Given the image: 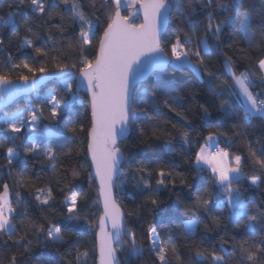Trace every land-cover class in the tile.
Listing matches in <instances>:
<instances>
[{
  "label": "snow or ice",
  "instance_id": "1",
  "mask_svg": "<svg viewBox=\"0 0 264 264\" xmlns=\"http://www.w3.org/2000/svg\"><path fill=\"white\" fill-rule=\"evenodd\" d=\"M8 7L27 8L29 12V15L13 12L0 25L16 37L21 36L19 29L23 28L20 49H33L38 56H49L47 48L36 44L41 29H47V39L53 46H62L52 55L56 61L54 73L49 74L45 64L36 66L26 59L10 64L9 72L11 69L27 70V74L18 75L15 81L9 78V72L0 71V101L21 92L35 91L42 82L37 80V73L61 81L63 87L59 96L50 90L38 101V106L5 115L0 126V133H3L0 149L11 145L6 147L5 163L0 167L6 169L18 189L35 187L37 207L41 212L53 214V219L45 215L42 221L29 218L23 234H19L18 212L28 216V209L21 191L17 190L13 197L12 186L0 180V238H4L6 246L7 241H13L17 250L23 249L19 255L13 253L7 257L6 264H88L90 250L83 248L78 237L91 234V227L81 211L79 202L83 197L73 184L82 172L87 173L90 183L95 179L99 184V200L95 203L102 204V214L92 246L98 255V264H132L145 253L142 241H146L147 251L156 264H172L173 259L185 264L177 235L161 236L163 221L150 223L142 235L127 226L128 214L118 202L114 189L121 187L122 182L118 184L117 181L124 175L121 167L124 161L134 159L137 154L149 158L147 150L153 149L155 141L168 134L167 129L160 126L161 122L171 123L162 121L161 104L183 121L181 128L171 124L177 129L180 146L190 150L194 143L191 121L179 111L183 96L172 95L182 90V85L174 75L166 76L167 72L191 69L200 80L207 79L210 86L215 85L218 91L209 89L214 95L220 96L226 91L229 96L243 97L242 116L228 100L220 104L225 112L239 116L241 129H246L251 118L264 121V0H90L88 11L82 0H10ZM129 7H134L135 11L125 14L124 9ZM101 15L105 17L106 26L98 36ZM173 18L178 34L174 39H166L168 24ZM68 27L72 28L69 33L72 39L64 35ZM57 34L61 39L56 38ZM8 43V37L0 31V49ZM224 47L239 53L241 60L248 62L237 74L231 56H225L223 66L231 83L218 77L210 67L213 49L219 52ZM73 55L78 62L69 65L67 61ZM74 72L79 74L74 75ZM149 73L154 74V80H145ZM254 88L259 90L253 91ZM81 89H86L90 96V126L87 128L70 118ZM187 91H193L190 85ZM200 108L207 118L208 108L203 104ZM141 115L148 121H157L151 127V135L139 123ZM45 118L49 124L40 129L38 126ZM26 127L34 135L27 138V143L18 145L16 142ZM133 131L138 132L137 141L145 150L133 153L129 149L126 154L121 145ZM66 133L81 134L78 146L58 151L52 146L51 138L63 137V142L67 143ZM236 135L242 137L244 132ZM164 148L168 152L176 151L171 140L165 142ZM81 154L87 167L74 164L58 171L61 157ZM249 154L259 166V174L247 176L242 156H231L229 151L219 147L218 139L212 134L195 151L192 161L195 168L203 171L207 166L215 185L226 193V201L214 204L208 188L197 186L194 203L184 209L195 218L179 223L168 218L179 229L178 236L183 243L191 246L192 255L187 264H230L224 248L229 242L239 264H264V205L250 207L238 186L242 179H247L249 186L255 189L264 183V145L259 153L249 145ZM188 156L191 158L190 151ZM29 158L32 167H29ZM37 164H47L56 174L55 179L46 181L44 186H35L33 168ZM177 166L170 164L155 170L140 167L132 173L138 190L148 193L145 207L150 204V211H164L156 193L169 184L176 187ZM180 184L193 188L184 180ZM58 196L63 199L57 207ZM179 205L177 200L173 207L178 210ZM224 207L229 209L227 217L215 214ZM201 212L211 224L200 218L198 213ZM57 216L60 218L55 219ZM229 227L240 230L243 238L230 237ZM201 228L205 233L223 232L220 246L193 243ZM34 239L37 247L53 249L47 259L41 260L33 252ZM0 264H5V260L0 259Z\"/></svg>",
  "mask_w": 264,
  "mask_h": 264
},
{
  "label": "trees",
  "instance_id": "2",
  "mask_svg": "<svg viewBox=\"0 0 264 264\" xmlns=\"http://www.w3.org/2000/svg\"><path fill=\"white\" fill-rule=\"evenodd\" d=\"M10 0H0V25L3 21L8 18V16L13 12H20L23 15H29L28 9H17L15 7L9 9L8 4ZM82 3L85 4V11H88V5L90 0H82ZM129 8L124 9V13L129 12ZM99 15V13H97ZM199 19L203 20V16H199ZM101 24L98 29V36L102 34L103 28L106 26L103 21L105 20L104 16H100ZM197 28H200V25H197ZM0 31L4 32V35L8 37L9 43L3 48L0 49V71L9 72L11 63H18L21 60H28L29 63L39 66L41 63L45 64L48 68V72L56 71V61L52 59V55L55 53V50L60 48L62 45L57 44L52 45L51 41L47 39V29H41L40 39L36 41L37 46L45 47L49 51V56H38L33 49H20L19 44L23 41L24 30L21 27L19 29L21 36L16 37L10 34L7 29L0 28ZM168 37L166 39H174V36L178 34L176 32V24L170 22L168 24ZM72 32V28L68 27V32L65 33V36H68L69 39L72 37L69 33ZM57 39H61L60 35L57 34ZM67 43V41H63ZM98 44V41H97ZM92 52H95V48L92 49ZM9 56H11V61H9ZM225 56H231L234 61V65L237 68V74L239 71H242L243 68L247 65V61H243L240 58L239 53H234L232 49L224 47L221 51L217 52L213 49V55L211 57L210 67L216 72L217 76L221 79H228L231 83V79L228 76L223 62ZM91 58V57H90ZM63 60V57H60ZM73 62H78L77 58L73 55L67 61L70 65ZM27 74L25 69H11L9 72L10 79H16L20 74ZM40 73H37L39 75ZM166 76H175L178 82L182 85V90L178 89L176 92H173L172 95L180 94L183 96L181 107L179 111L191 121L192 127V136L194 138V143L191 149L182 148L180 146V139L177 134V129L171 127L172 123L177 125V128H181L183 121L180 116H177L175 113L168 112L164 108L163 104L160 105V112L162 121H170L171 123L164 124L160 123L162 128H166L168 134L162 135L161 139L155 141L153 149L147 150L149 153V158H144L142 155L137 154L132 160H125L124 164L121 166L124 171V175L120 176L117 183L121 184V187L114 189V193L118 199V202L122 204L124 211L127 215V226L133 228L137 231L138 234H143L146 232L147 226L150 223H164L160 227L161 236L166 237L168 234L177 235V242L180 245L179 251L183 257L185 264H187L188 258L192 255V249L190 244L185 245L182 238L178 236L179 229L176 228L175 223L169 221V217L177 223L182 222L187 219H194L195 215L190 212H185V207H191L195 199V188L198 186L201 189L207 187L214 204H219L222 201H226V193L219 186L215 185L214 181L211 179L210 171L204 166L203 171H198L195 168V165L192 161L195 159V151L198 150L200 144L205 143V138L212 134L215 138L218 139L219 147L225 148L229 151L231 156L240 155L244 160V172L247 176H252L259 174V166L254 164L252 158L249 154V145L256 150L258 153L261 150V146L264 145V121H261L258 118H251L249 123L246 126V129H241L239 125L241 120L239 116L225 112L220 108L222 100H228L233 108L237 110L240 116L243 115L242 111V100L239 96L232 95L229 96L225 91L222 95L217 96L213 94L215 85L210 86L207 82V79L200 80L199 77L191 69H186L184 71H177L176 73L167 72ZM154 74H151L147 80H154ZM258 83V81H257ZM50 87V90H54L59 96L60 90L63 87V84L59 80L50 81L46 84ZM45 85V86H46ZM191 86L193 91L189 93L187 91L188 86ZM210 87L213 90H209ZM259 89L254 88L253 91H258ZM218 91V90H217ZM37 94L34 93L29 96L21 97L15 101L10 107L6 108L7 111L14 109H30L33 106H38V101L40 100L41 95H38V98H33ZM79 100L74 105V113L70 118L76 119L78 122L83 123L85 127L90 126V104L87 94L79 91ZM82 101V102H81ZM203 104L208 108L210 115L205 116L204 112L201 110L200 105ZM3 111V110H2ZM0 111V114L1 112ZM5 111V109H4ZM45 117H47V111H45ZM209 121L211 122V127H209ZM140 124L145 128V131L151 135V127L156 124L157 121H148L143 115H141ZM45 124H49L48 119H44L40 124L39 128L42 129ZM2 126V122H0ZM237 132H244V135L237 136ZM223 133L224 135H221ZM33 133L30 129L26 127L24 133L21 135L20 140L16 143L19 145L21 143H27V138ZM69 140L67 143H64L63 137H53L51 138V143L54 148H57L58 151H66L67 148L77 147L79 140L81 139V134L72 135L71 133H66ZM138 132L133 131L130 133L129 138L124 141V144L121 145L122 150L125 153H128V150L131 149L133 153H142L145 149L143 145H140L137 141ZM3 133H0V138H2ZM171 140L174 147L176 148L175 152H168L164 148L166 141ZM59 145V147H57ZM11 145H6L5 148L0 149V164H3L4 157L6 156V147ZM191 152V158L188 156V152ZM23 157V153H21ZM74 164L84 165L87 167V161L85 157L81 155H72L70 158L61 157L59 162L58 171L62 172L65 168L70 167ZM170 164L178 165L175 168V172L179 173L176 176V187L173 188L171 184L167 188H162L156 196L161 202V206L164 211L152 212L150 211L151 205L149 204L145 207V202L148 193H141L136 187V181L133 180L132 173L140 167H147L149 169L155 170L160 166H168ZM29 167H32L31 160L29 158ZM56 174L52 173L51 169L47 164L40 165L37 164L33 168V180L35 186H44L45 182L52 179L54 180ZM0 180L8 182L12 188L11 192L14 194L17 190L21 191L23 198V203L28 209V216L23 215L18 212L17 227L20 229L19 234H23L24 228L26 226L27 220L29 218L37 221H42L45 215H48L50 219H53V214L50 212H41L40 208L37 207L34 200L35 187H26L23 189H18L14 184L12 178L8 175V172L4 167H0ZM184 180L187 183L193 185V188L183 187L180 184V181ZM152 183L155 181L153 179ZM75 185V190L80 192L82 199L80 200L81 211L86 215L88 220V226L91 227V234L81 235L78 239L81 241L83 248L90 250V257L88 264H96L97 254L93 249V244L95 243V232L97 229V221L100 215L101 209L100 204L95 203L98 199L97 186L93 179L90 183L87 173L82 172L81 176L73 181ZM239 188L243 193L244 199L250 204V207L255 209L256 206L264 205V183L260 185L259 189L251 188L247 179H242L239 183ZM237 187V185H234ZM63 199V196L57 197V207L59 201ZM180 201L178 210L173 207L176 201ZM216 215H221L227 217L229 215V209L224 207L223 209L216 210ZM201 219L205 222L211 224L210 220H207L204 213H198ZM60 217H55L59 219ZM228 234L230 237L234 236L237 240L243 238V233L240 230L233 229L229 227ZM223 235V232L219 230H214L210 233H205L201 228V231L197 233L196 238L193 243L199 245L211 244L213 246H220V237ZM16 237H13L15 240ZM145 245V253L143 257L136 258L132 261V264H156L154 258L147 251L146 241H142ZM37 241L33 240V252L36 256L40 257L41 260L47 259L49 253L53 251L52 248L44 249L42 247H37ZM57 247H60L59 245ZM226 252L230 258V264H239V259L236 257L233 252L231 242L224 245ZM23 249L17 250L13 244V241H7V246L4 243V238H0V259L5 260L6 258L12 255L13 253H22ZM121 259H123V253L120 254ZM20 259H23L21 256ZM172 264H179L175 259L172 260Z\"/></svg>",
  "mask_w": 264,
  "mask_h": 264
},
{
  "label": "water",
  "instance_id": "3",
  "mask_svg": "<svg viewBox=\"0 0 264 264\" xmlns=\"http://www.w3.org/2000/svg\"><path fill=\"white\" fill-rule=\"evenodd\" d=\"M133 11H135V8H133L131 12H133ZM55 72H56V71H55ZM51 73H54V72H50L49 74H51ZM73 74H74V75H78L79 73H78V72H74ZM151 74H153V73H149L148 75H146V76H145V80H146ZM36 78H37V80H41L42 82L39 83V84L37 85V88L35 89V91H31V92H21V93H19V94H17V95H14V96L10 97V98L7 99L6 101H0V111L6 109V108H8V107H10L15 101H17V100H18L19 98H21V97L29 96V95H32V94H34V93H36V92H39V91H40V90H41L46 84H48L50 81H53V79H51L50 77H49V78L42 77L41 74L37 75ZM12 80L15 81L16 79H12ZM20 87L23 88V87H25V86L20 85ZM79 91L82 92V93L87 94L88 99H89V101H90V96H89V94L87 93L86 89H81V90H79ZM89 104H90V103H89ZM90 111H91V109H90ZM94 181H95L96 186H97V189H98V187H99L98 181H96L95 179H94ZM97 193H98V190H97ZM114 194H115V193H114ZM98 199H99V194H98ZM100 209H101V212H100V215H101V214H102V204H100ZM100 215H99V216H100ZM98 218H99V217H98ZM97 231H98V221H97V229H96V232H97ZM96 232H95V233H96ZM95 239H96V237H95ZM96 254H97V253H96ZM96 264H98V255H97V262H96Z\"/></svg>",
  "mask_w": 264,
  "mask_h": 264
},
{
  "label": "rangeland",
  "instance_id": "4",
  "mask_svg": "<svg viewBox=\"0 0 264 264\" xmlns=\"http://www.w3.org/2000/svg\"><path fill=\"white\" fill-rule=\"evenodd\" d=\"M133 8H134V7H131V8L129 9V12H127L126 14L130 13V12L132 11ZM49 92H50V87H48V86L46 85V86H44L39 92H36L37 94H35V95L33 96V98L36 99V98H38V95H41L40 100H43V99L49 94ZM239 97H240V99L242 100V102L244 103L243 97H241V96H239ZM17 111H19V109H14V110H10V111H7L6 109H5V111L3 110V111L1 112V114H0V122L3 121L5 115H10L11 113H14V112H17ZM38 127H39V126H38ZM32 135H34V133H33ZM213 136H214V135H213ZM214 137H215V136H214ZM3 163H5V160L3 161ZM205 167H207V166H205Z\"/></svg>",
  "mask_w": 264,
  "mask_h": 264
},
{
  "label": "crops",
  "instance_id": "5",
  "mask_svg": "<svg viewBox=\"0 0 264 264\" xmlns=\"http://www.w3.org/2000/svg\"><path fill=\"white\" fill-rule=\"evenodd\" d=\"M243 103V102H242ZM207 168V167H206Z\"/></svg>",
  "mask_w": 264,
  "mask_h": 264
},
{
  "label": "built area",
  "instance_id": "6",
  "mask_svg": "<svg viewBox=\"0 0 264 264\" xmlns=\"http://www.w3.org/2000/svg\"><path fill=\"white\" fill-rule=\"evenodd\" d=\"M204 144V143H203Z\"/></svg>",
  "mask_w": 264,
  "mask_h": 264
}]
</instances>
